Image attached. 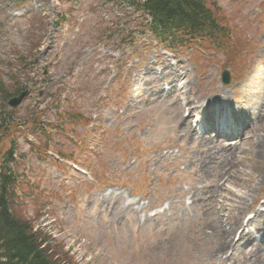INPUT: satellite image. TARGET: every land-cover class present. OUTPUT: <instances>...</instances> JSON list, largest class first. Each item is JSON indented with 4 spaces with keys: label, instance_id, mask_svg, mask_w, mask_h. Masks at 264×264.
I'll return each mask as SVG.
<instances>
[{
    "label": "rangeland",
    "instance_id": "374dc122",
    "mask_svg": "<svg viewBox=\"0 0 264 264\" xmlns=\"http://www.w3.org/2000/svg\"><path fill=\"white\" fill-rule=\"evenodd\" d=\"M214 1L236 24L238 41L247 39L242 47L252 54L245 61L223 57L205 42L203 50L172 53L159 46L130 58L129 48L105 43L104 28L123 17L105 0H0L2 82L9 87L10 72L30 80L17 121L30 115L56 125L64 106L89 120L76 125L68 119L64 134L51 127L48 152L64 157L59 161L43 155L34 131L1 143L3 149L10 140L17 144L19 213L50 236L56 258L65 253L70 264H264V253L249 246L235 244L223 254L217 247L220 225L235 229L242 217L260 214L249 241L264 225L258 203L264 197V0ZM34 37L40 42L29 51ZM29 53L37 63L22 70L17 58ZM230 68L234 77L222 85V71L230 76ZM59 83L72 90L68 103L66 94L57 97ZM216 106L251 120L238 145L191 131V119L213 120ZM72 166L85 169L86 177ZM192 194L201 202L187 210ZM211 226L216 229L209 233Z\"/></svg>",
    "mask_w": 264,
    "mask_h": 264
},
{
    "label": "trees",
    "instance_id": "16d2710c",
    "mask_svg": "<svg viewBox=\"0 0 264 264\" xmlns=\"http://www.w3.org/2000/svg\"><path fill=\"white\" fill-rule=\"evenodd\" d=\"M13 1H19V4H22L25 0ZM103 3L114 4L117 10L123 12L121 13L123 17L117 18L118 21L112 23L116 25V28H104V31L109 30L105 43L111 40L119 44L124 43V35L130 27L138 25L150 28L154 37L166 47H182L188 44L196 51L202 47L200 42H205L223 57L238 58L241 62L252 54L247 52L248 48L242 47L247 39L238 41L236 24L214 0H105ZM119 23L122 25L120 30L117 27ZM128 24L131 26L126 28ZM33 41L27 50L30 51L39 44L38 37H34ZM247 45L250 47V42ZM252 47L253 44L250 48ZM28 55V57L19 55L17 58V62L22 65V70H24L23 67L33 64V60L30 59L33 54ZM7 68L11 69L8 66ZM230 71L234 76L233 69L230 68ZM7 77L11 82L9 87L3 84L0 76V264H70L71 258L65 253H61V258H56L58 253L54 252L53 246L48 243L51 240L50 236L43 230L34 228L23 213H19L21 208L16 201V189L20 182L17 180V157L14 155L17 144L14 140H10L9 146L3 149L1 143L4 138L10 139L18 132L26 135L34 131L39 145L44 144L45 147L46 141L43 139L47 137L43 131L50 126L40 123L38 117L30 115L24 120L17 121L23 116H18L16 110L6 109L5 102L26 89L30 81L29 78H26L27 82L18 81L11 72ZM39 113L32 112L33 115ZM76 116L74 114V117L69 119L85 123L84 118L80 119ZM21 126L29 130L22 131ZM34 126L38 131L34 130Z\"/></svg>",
    "mask_w": 264,
    "mask_h": 264
},
{
    "label": "bare ground",
    "instance_id": "6f19581e",
    "mask_svg": "<svg viewBox=\"0 0 264 264\" xmlns=\"http://www.w3.org/2000/svg\"><path fill=\"white\" fill-rule=\"evenodd\" d=\"M223 113V115H227L226 114V112H222ZM219 114H221V113H219ZM227 127V130H230V128L231 127H233V126H231V125H227L226 126ZM204 141V142H206V143H209L210 141L208 140V139H201V141ZM233 143V142H232ZM231 144V143H230ZM229 144V145H230ZM263 145V143H259L258 145H257V151H259V153L260 152H262V151H260V149H261V147H263L262 146ZM232 152H233V149H230V150H228V151H225L224 153L226 154V155H228V156H230L231 154H232ZM213 163L214 164H217V163H219L215 158H214V161H213ZM210 168V167H209ZM203 174H204V172H203ZM205 175V174H204ZM198 202H201V199H200V196H196V194H192L191 196H190V198H189V200H188V203L185 205V208L187 209V210H189L190 209V207L193 205V204H195V203H198ZM258 215H260V214H255L254 216H253V218H251V219H247V220H245L244 219V217H242L241 219H240V221H239V224H237V226L235 227V229H232V228H227V229H225V227H223V226H219V228H221L222 229V231L219 233V242H218V245H217V247H218V250H219V253L218 254H223L224 252H222L223 250L224 251H226V250H229L230 248H232L233 246H234V244L236 243L235 241H234V235H238V237L240 238L241 236L242 237H246V239H245V242H246V245H244V246H249V247H251V248H254L255 250H257L258 252H262V253H264V240L263 241H261V242H255L254 240H250V241H248V236H250L251 234H248L249 232L248 231H246V229L248 228V227H250V226H253V227H256V224H257V221H259L260 220V218H256V216H258ZM218 228V227H217ZM211 229H212V231L211 230H209V233H212V232H214V230L216 229V226H211ZM233 230H235L234 231V233H233V235H232V237L230 236L229 237V235L231 234V232H229V231H233ZM249 231H250V228H249ZM234 243V244H233ZM238 244V246L240 245V242H238L237 243ZM241 246V245H240ZM236 248H238V247H236ZM217 250V251H218ZM227 252V251H226Z\"/></svg>",
    "mask_w": 264,
    "mask_h": 264
},
{
    "label": "water",
    "instance_id": "95a60500",
    "mask_svg": "<svg viewBox=\"0 0 264 264\" xmlns=\"http://www.w3.org/2000/svg\"><path fill=\"white\" fill-rule=\"evenodd\" d=\"M229 81L228 73L226 71L222 72V82L227 83ZM27 91L21 92L17 97L11 98L8 101V104L12 107H16L17 105L20 104V102L24 99L26 96Z\"/></svg>",
    "mask_w": 264,
    "mask_h": 264
}]
</instances>
